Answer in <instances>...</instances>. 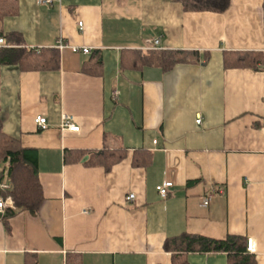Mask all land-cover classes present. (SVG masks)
Returning <instances> with one entry per match:
<instances>
[{
  "label": "crops",
  "instance_id": "crops-1",
  "mask_svg": "<svg viewBox=\"0 0 264 264\" xmlns=\"http://www.w3.org/2000/svg\"><path fill=\"white\" fill-rule=\"evenodd\" d=\"M261 3L230 0L213 13L184 12L172 0H15L0 37L18 34L26 49L61 40L90 51L57 50L51 70L0 64V130L35 151L43 197L0 217V264H171L162 244L181 233L250 238L264 264ZM152 38L197 55L167 70L120 67L122 54ZM229 52H253L261 64L225 67ZM92 57L99 68L82 71L95 67ZM62 115L77 131L59 127ZM101 149L122 155L107 172L86 153ZM163 181L171 182L164 198L155 190ZM185 260L226 264L223 253Z\"/></svg>",
  "mask_w": 264,
  "mask_h": 264
},
{
  "label": "trees",
  "instance_id": "trees-1",
  "mask_svg": "<svg viewBox=\"0 0 264 264\" xmlns=\"http://www.w3.org/2000/svg\"><path fill=\"white\" fill-rule=\"evenodd\" d=\"M172 1L178 2L184 12L223 13L228 9L230 0ZM261 11L264 27V0L261 3ZM15 12V0H0V18ZM4 38L5 46L0 48V64L17 65L21 71L58 68V51L54 47L39 50L26 49L22 46L18 34L9 33ZM196 55L197 53L194 51L166 49L130 51L121 55L120 67L138 69L156 66L162 70H167L173 65L188 61ZM91 59L94 60L95 67H91L92 64L90 63H85L82 66V71L87 72L88 69L85 68H92L93 71L99 66L98 57ZM223 62L225 67L232 68L258 69L261 64L260 57L253 52H229L224 54ZM86 153L88 159L94 161L91 165H99L105 172L122 158L118 150L101 149L97 152L88 151ZM64 162H70L67 154H64ZM36 175L35 151L22 147L17 139L7 136L0 130V180L4 179L8 184L6 190L0 191V197L9 196L13 203V207L5 209L0 216L4 221L18 210L35 209L40 204L43 197ZM245 244V238L238 235L211 238L181 233L166 238L163 241L162 249L170 254L171 264H187L185 258L189 253H223L226 264H257L255 257L246 252ZM75 262L78 264V260Z\"/></svg>",
  "mask_w": 264,
  "mask_h": 264
},
{
  "label": "built area",
  "instance_id": "built-area-1",
  "mask_svg": "<svg viewBox=\"0 0 264 264\" xmlns=\"http://www.w3.org/2000/svg\"><path fill=\"white\" fill-rule=\"evenodd\" d=\"M47 2L48 1H42V3H47ZM76 25H77L78 29L82 28L80 21H78L76 23ZM1 46H5L2 37H0V47ZM54 48L56 50H61L62 48H68L72 52H80L82 54H87L90 51L89 47H87V46L68 45V44L63 43L61 40H58V42L54 45ZM142 50L143 51L161 50V48L159 47L158 38L146 39L144 41V45L142 47ZM33 122H34L36 128H38V129H45V127H46L45 118L42 116H39V115L35 116L33 118ZM199 122H200V116H199V114H197L196 118H195V123L199 124ZM59 127L61 129L68 130V131H77V129H78V127L73 124L72 118L69 115H62L61 116ZM3 175H4V172H3ZM7 187H8L7 182L4 179H1L0 180V191L6 190ZM170 187H171V182L163 181L161 184L155 186V190L160 197L164 198L168 195V190ZM210 195L211 194H206L203 196V198H201V202L199 203L200 207H205V205L207 204V201L209 200ZM132 198H133V195L128 194L125 197V200L129 201ZM12 207H13V203H12L9 196L0 197V216L3 214L5 209L12 208ZM245 250L247 253H250V254L254 252V242L252 239L249 238L246 240Z\"/></svg>",
  "mask_w": 264,
  "mask_h": 264
}]
</instances>
